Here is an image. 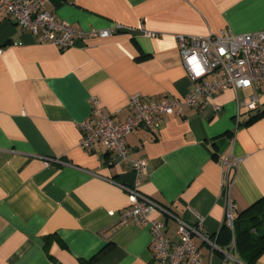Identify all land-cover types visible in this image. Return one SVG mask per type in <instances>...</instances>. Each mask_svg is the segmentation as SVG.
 <instances>
[{
  "label": "crops",
  "instance_id": "crops-1",
  "mask_svg": "<svg viewBox=\"0 0 264 264\" xmlns=\"http://www.w3.org/2000/svg\"><path fill=\"white\" fill-rule=\"evenodd\" d=\"M46 8L83 29H121L59 48L0 11V264H148L149 226L127 214L133 186L170 211L154 217L171 238L176 218H203L209 240L192 238L201 264H264V251L243 261L223 228L227 198L235 216L264 196V87L226 88L203 107L131 131L128 158L147 164L139 178L100 144L82 148L79 128L96 118L92 100L123 121L132 95L185 96L192 81L175 35L264 30V0H50ZM252 92L257 110L240 104Z\"/></svg>",
  "mask_w": 264,
  "mask_h": 264
},
{
  "label": "built area",
  "instance_id": "built-area-1",
  "mask_svg": "<svg viewBox=\"0 0 264 264\" xmlns=\"http://www.w3.org/2000/svg\"><path fill=\"white\" fill-rule=\"evenodd\" d=\"M50 0H0V11L8 14L14 22L27 29L40 43H50L59 48H67L75 40L92 37H107L121 29L120 25L110 28L83 29L60 20L47 10ZM144 35L153 36L142 26ZM181 62L192 84L183 97H166L145 103L138 94L129 99L131 114L123 121L104 114L92 100L91 115L96 118L79 124L82 131L80 146L87 148L94 143L115 153L127 161L139 178L147 169L143 159H129L127 135L138 127L152 128L161 115L181 114L185 107H203L220 91L238 87L259 89L264 87V30L234 34L230 30H220L203 37L175 35ZM1 52V50H0ZM240 104L247 110H257L262 103L256 93L247 95ZM225 163L228 162L225 160ZM230 167V164H228ZM130 211L134 221L148 225L151 232L152 258L148 264H201V256L192 238L197 235L206 240L202 233L203 218L198 216L195 223L176 218L175 237L167 236L163 224L154 215L170 211L155 200L141 193L136 186L125 187ZM225 222L232 228V203L226 199Z\"/></svg>",
  "mask_w": 264,
  "mask_h": 264
},
{
  "label": "trees",
  "instance_id": "trees-1",
  "mask_svg": "<svg viewBox=\"0 0 264 264\" xmlns=\"http://www.w3.org/2000/svg\"><path fill=\"white\" fill-rule=\"evenodd\" d=\"M262 113L259 111L252 118ZM223 228L229 233L232 232L239 257L247 263H252L264 251V196L232 216V228L226 222L223 223ZM78 264L88 262L81 260Z\"/></svg>",
  "mask_w": 264,
  "mask_h": 264
}]
</instances>
